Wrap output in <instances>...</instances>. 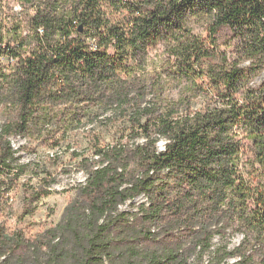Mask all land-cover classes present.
Here are the masks:
<instances>
[{
    "label": "trees",
    "instance_id": "trees-1",
    "mask_svg": "<svg viewBox=\"0 0 264 264\" xmlns=\"http://www.w3.org/2000/svg\"><path fill=\"white\" fill-rule=\"evenodd\" d=\"M10 1L0 177L14 136L90 154L74 155L85 182L54 228L0 224V264H264V0H13L24 20ZM162 77L184 83L178 99Z\"/></svg>",
    "mask_w": 264,
    "mask_h": 264
},
{
    "label": "rangeland",
    "instance_id": "rangeland-1",
    "mask_svg": "<svg viewBox=\"0 0 264 264\" xmlns=\"http://www.w3.org/2000/svg\"><path fill=\"white\" fill-rule=\"evenodd\" d=\"M6 12L24 20L21 5L13 0L5 3ZM22 13L23 15H21ZM26 33V28H24ZM164 46L158 44L148 53L149 59L159 63L165 57ZM6 59H0V66L6 65ZM152 65L148 71L149 78L157 81V71ZM164 77V76H163ZM162 77V78H163ZM264 79V72L259 77V81ZM164 88V95L172 99H178L183 90L184 83L175 80H161ZM150 83V81H149ZM194 108H198L200 99L194 100ZM85 127L77 130L78 136L84 138ZM11 147L16 151L15 161L12 166L15 169L0 177V224L5 227L8 233L21 231L26 238H33L39 233L54 228L64 217L65 209L78 199L80 187L85 182V174L79 170L77 160L74 155L90 154V148L79 144L54 146V144L44 143L36 138L14 136L10 138ZM162 148L163 142L159 143ZM51 183L50 195L41 197L33 201L43 185ZM143 196L133 201H128L120 207L122 211H132L138 208L139 204L145 203ZM31 209L29 215L23 214V209ZM241 234H235L226 240L219 242L215 238V243L229 245L232 249L242 241Z\"/></svg>",
    "mask_w": 264,
    "mask_h": 264
}]
</instances>
